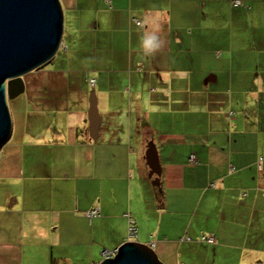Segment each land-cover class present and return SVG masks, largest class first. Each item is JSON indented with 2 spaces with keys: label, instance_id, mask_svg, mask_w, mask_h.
<instances>
[{
  "label": "crops",
  "instance_id": "crops-1",
  "mask_svg": "<svg viewBox=\"0 0 264 264\" xmlns=\"http://www.w3.org/2000/svg\"><path fill=\"white\" fill-rule=\"evenodd\" d=\"M104 1L126 8L127 0ZM64 2L68 7L76 5L75 0ZM223 2L231 10L247 8L245 18L257 19L264 30V0ZM108 13L110 20L119 22L108 27L113 41L122 39L120 51L130 57L114 75L109 67L98 81L92 75L83 79V85L93 88L89 101L92 94L96 99L95 137L88 128L89 103L73 84V75H50L48 82L60 88L55 94L44 87L28 94L37 103L58 97V105L36 104L28 110L29 103L21 98L16 127L1 146L0 264L10 263L8 257L15 254L10 241L15 237L20 258L27 253L43 264L98 262L103 249L125 241L126 214H139L142 200L154 210L150 218L137 217L139 225L146 220L148 225L137 232L136 241L154 242L152 251L160 263L264 264V42L238 43L226 67L230 111L203 106L204 120L194 124L193 98L184 92L192 89L187 78L198 58L189 62L190 70L184 62L172 63V79L165 75L152 80L151 67L137 54L146 32L141 20L134 14L120 20L112 6ZM233 22L228 9L230 29ZM197 71L204 75V85L217 81L215 68L203 63ZM157 80L163 83L156 87L152 82ZM147 90L148 99L141 94ZM211 90L217 94L216 88ZM145 101L148 116L133 122L132 110L141 116ZM58 120L66 128L55 125ZM142 125L155 134L149 140L155 149L152 167L146 159L147 139L129 146L132 127L141 135ZM191 154L195 163L189 160ZM191 201L192 209L201 212L194 221L212 235L214 244L196 241L198 231L184 216ZM91 209L98 214L88 216ZM184 234L194 240L179 241Z\"/></svg>",
  "mask_w": 264,
  "mask_h": 264
},
{
  "label": "rangeland",
  "instance_id": "rangeland-1",
  "mask_svg": "<svg viewBox=\"0 0 264 264\" xmlns=\"http://www.w3.org/2000/svg\"><path fill=\"white\" fill-rule=\"evenodd\" d=\"M223 1L231 2V0H127L126 8L122 10V7L118 8L112 3H106L104 0H75L76 5L74 7H68L64 0H59L62 11L60 45L50 62L37 65L21 75L24 83L23 92L8 100L10 117L13 122L11 128L16 127L18 108L22 105V99H25L27 104L29 103L28 110L34 108L36 104L41 107L60 103L58 97L55 96L51 97L46 103H37L33 99L34 97H28V94H34L41 87H44L45 90H51L53 94L57 93L60 88L58 84L48 82L50 75H73V84L78 85L80 90L84 92V97L89 103V95L93 88L82 84L84 77L88 80L89 76L92 75L98 81L103 74L111 72L114 75L117 73L115 70L118 66H125L126 58L130 56L129 54L126 56L120 51L124 45L119 42H123V40L120 39L118 43L113 41L112 34L108 29L110 26L117 27L119 23L116 20H110L108 16L111 6L118 19L125 20V16L130 19L134 14L141 20L144 25L142 28L146 29V32L156 29L158 34L165 40L164 47L153 56L144 55L142 48L137 52L143 57L145 66L151 67L152 80L154 78H164L165 75L168 79H172V76H170L172 63L184 62V68L190 70L189 62L198 58L197 64L192 68L193 75L189 72L187 78L192 81V89L190 88L188 92H184L185 96L193 98V111L196 112L193 119L194 124H202L204 120L201 113L203 106H220L225 108V112L228 113L231 109L227 97L230 73L227 72L226 67L229 64L230 54L240 47L238 43L246 45H260L263 43L264 30L261 29L256 18V21L254 18H245L244 10H247V8L242 9V11L231 10L228 4ZM239 1L241 2V0ZM249 2L253 4L252 0H249ZM255 2L258 3V0H255ZM246 6L249 7L248 4ZM254 6L257 7V5ZM222 7L224 8V14ZM228 9L234 15L231 29L228 24ZM146 20L148 23H145ZM203 63L208 67L215 68L218 72L217 81L210 80L206 82L207 84H203L201 77L204 75L197 71ZM145 66L142 69L143 73H146ZM109 67L112 69L106 72L105 70ZM205 70L212 72L209 69ZM160 83L163 82L158 80L152 82L156 87ZM142 84L147 85L144 79ZM244 84L248 86L249 82ZM213 87L216 88L215 92L217 94L212 93L211 89ZM128 92L132 97L134 90L131 88L128 89ZM141 94L148 99L150 90L141 92ZM181 96L178 95L177 98H181ZM77 102H79V98L75 103ZM146 103L148 102H143L141 116L136 110H132L133 122H136L139 117L144 120V117L148 116ZM149 109L153 110L152 108ZM54 124L58 127L63 125L66 128L67 126L62 120H58ZM140 128L141 135L135 127H132L129 146L133 147L134 143L142 139H147L143 143L148 146L149 140L154 137L155 134L148 128L143 125ZM1 152L2 149L0 148ZM192 202H187V212L184 213V216L188 218L187 222L198 231L199 236L196 241L206 246L212 245L215 240L207 241V238L212 237V235L200 229L197 221H194L200 216L201 212L192 209ZM9 203L10 201L7 202V207ZM138 207L139 214L135 217L129 213L126 214L127 222H133L136 228V235L133 237L135 241L130 242H137L136 238L139 230H147L148 220L139 225L137 217L150 218L152 216L151 210H154L151 204L146 206L143 200L141 204L138 203ZM182 214L183 212H180V215ZM177 224L179 226V221ZM206 224L211 225V221H207ZM129 239L126 231L125 240ZM178 240L191 243L194 239L184 234ZM10 245L13 246L15 254L8 257L9 264H43L41 259L35 256L31 257L27 253L23 254V258H20L21 248L17 237L10 241ZM147 245L151 246L152 249L155 243L151 241ZM34 251L36 252L37 249L35 248ZM47 264H49V261Z\"/></svg>",
  "mask_w": 264,
  "mask_h": 264
},
{
  "label": "water",
  "instance_id": "water-1",
  "mask_svg": "<svg viewBox=\"0 0 264 264\" xmlns=\"http://www.w3.org/2000/svg\"><path fill=\"white\" fill-rule=\"evenodd\" d=\"M61 30L59 0H0V148L11 132L8 100L23 92L22 74L50 62L60 45ZM88 114L90 135L95 137L98 116L93 94ZM154 154L155 149L150 142L146 159L151 167ZM100 264L162 263L146 244L125 242L113 258H107Z\"/></svg>",
  "mask_w": 264,
  "mask_h": 264
},
{
  "label": "clouds",
  "instance_id": "clouds-1",
  "mask_svg": "<svg viewBox=\"0 0 264 264\" xmlns=\"http://www.w3.org/2000/svg\"><path fill=\"white\" fill-rule=\"evenodd\" d=\"M145 23H148V21L146 20ZM141 27H143V25H141ZM164 45H165V40L158 34V31L156 29L145 32L143 36L141 37V48H142L143 54L146 56L155 55L159 50H161L164 47ZM93 84H94V81L91 85ZM147 246L150 247L149 245Z\"/></svg>",
  "mask_w": 264,
  "mask_h": 264
},
{
  "label": "built area",
  "instance_id": "built-area-1",
  "mask_svg": "<svg viewBox=\"0 0 264 264\" xmlns=\"http://www.w3.org/2000/svg\"><path fill=\"white\" fill-rule=\"evenodd\" d=\"M106 1H110V0H106ZM239 2L237 0H233V4H238ZM138 23V21H137ZM93 79L90 80V83L92 84L93 83ZM261 159V158H260ZM189 160L190 162L192 163H195L196 159H195V155L194 154H191L190 157H189ZM98 214V210H95V209H91V210H88L87 211V215L88 216H95ZM136 235V228L134 227L133 225V222H129L128 225H127V237L130 238L129 240H125L126 242H130V241H134V236ZM207 241L208 242H211L213 241V237H209L207 238ZM153 244V243H151ZM151 247V246H150ZM118 248L119 246H117L116 248H113V249H105L101 252V259L96 262V263H92V264H100L101 261L107 259V258H113L116 254H117V251H118Z\"/></svg>",
  "mask_w": 264,
  "mask_h": 264
},
{
  "label": "bare ground",
  "instance_id": "bare-ground-1",
  "mask_svg": "<svg viewBox=\"0 0 264 264\" xmlns=\"http://www.w3.org/2000/svg\"><path fill=\"white\" fill-rule=\"evenodd\" d=\"M237 1L239 2L238 4H241V2H240L239 0H237ZM235 5H237V4H235ZM135 21H138V20L135 19ZM51 59H52V58H51ZM50 61H51V60H50ZM103 250H105V249H103ZM103 250H102V251H103ZM102 251H101V252H102ZM94 263H96V262H94Z\"/></svg>",
  "mask_w": 264,
  "mask_h": 264
},
{
  "label": "trees",
  "instance_id": "trees-1",
  "mask_svg": "<svg viewBox=\"0 0 264 264\" xmlns=\"http://www.w3.org/2000/svg\"><path fill=\"white\" fill-rule=\"evenodd\" d=\"M109 2H110V1H109ZM232 3H233V0H232ZM109 4H110V3H109ZM237 5H239V4H237ZM136 24H140V22H139V23L136 22ZM52 58H53V57H52ZM90 84H91V83H90Z\"/></svg>",
  "mask_w": 264,
  "mask_h": 264
}]
</instances>
